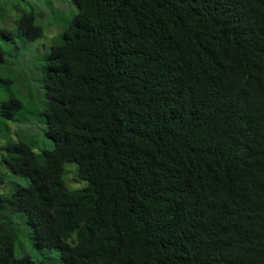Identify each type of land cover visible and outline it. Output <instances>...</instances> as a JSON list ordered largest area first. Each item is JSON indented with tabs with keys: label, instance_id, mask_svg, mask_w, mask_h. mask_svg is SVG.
Segmentation results:
<instances>
[{
	"label": "trees",
	"instance_id": "1",
	"mask_svg": "<svg viewBox=\"0 0 264 264\" xmlns=\"http://www.w3.org/2000/svg\"><path fill=\"white\" fill-rule=\"evenodd\" d=\"M44 4L0 27V212L63 264H264V0Z\"/></svg>",
	"mask_w": 264,
	"mask_h": 264
},
{
	"label": "rangeland",
	"instance_id": "2",
	"mask_svg": "<svg viewBox=\"0 0 264 264\" xmlns=\"http://www.w3.org/2000/svg\"><path fill=\"white\" fill-rule=\"evenodd\" d=\"M48 0H31L28 5L24 1L21 0H0V9L2 10V14H0V27H5L8 30H15L16 29V20L18 19L19 15L30 9V6H33L36 11L40 12L43 11L46 16L43 19L38 18V23L41 25H47L50 18L48 13H50L48 7L44 4ZM67 0H52V2L58 6L63 8V5L66 3ZM60 7V8H61ZM69 15V14H67ZM54 29L45 30V34L49 35L52 33ZM49 32V33H48ZM43 39L42 41H44ZM40 41V40H39ZM1 93H0V100H1ZM1 102V101H0ZM35 135L37 133H41L40 128L34 129ZM6 135L0 137V194L1 195H10L12 190L17 186H26L27 181L24 177L15 176L13 175L7 166L2 162V157L4 156L5 152L3 151L2 147L7 141ZM14 137V141L17 140L16 136ZM52 144L49 140L45 139L41 135L38 136V144L35 146L34 151L37 153L41 152L45 149H51ZM72 167V164L67 163L66 168ZM66 184L68 188L71 190L80 189L85 185V182L78 181L71 176L66 179ZM0 219L3 221H9L14 223V225L18 228V241L15 244L14 248V256L16 258H20L22 256H29L34 262H42L45 261L46 264H63L59 260L58 252L55 249H44V250H37L31 243L30 236L31 230L25 223V218L22 215L18 216H10L7 214L6 211L0 212Z\"/></svg>",
	"mask_w": 264,
	"mask_h": 264
},
{
	"label": "clouds",
	"instance_id": "3",
	"mask_svg": "<svg viewBox=\"0 0 264 264\" xmlns=\"http://www.w3.org/2000/svg\"><path fill=\"white\" fill-rule=\"evenodd\" d=\"M5 157V154H4V156L2 157V159Z\"/></svg>",
	"mask_w": 264,
	"mask_h": 264
}]
</instances>
